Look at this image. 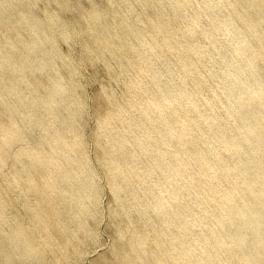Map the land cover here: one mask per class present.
<instances>
[{"label":"bare ground","instance_id":"1","mask_svg":"<svg viewBox=\"0 0 264 264\" xmlns=\"http://www.w3.org/2000/svg\"><path fill=\"white\" fill-rule=\"evenodd\" d=\"M0 264H264V0H0Z\"/></svg>","mask_w":264,"mask_h":264},{"label":"rangeland","instance_id":"2","mask_svg":"<svg viewBox=\"0 0 264 264\" xmlns=\"http://www.w3.org/2000/svg\"><path fill=\"white\" fill-rule=\"evenodd\" d=\"M98 79H102V80L105 79V76H104V74H103L102 72L98 74ZM96 85H97V81H96V80H93L92 82L89 83V87H88V92H89V94L93 91V89L96 87ZM92 122H93V118H92V117H88V118H87V121H86V123L88 124V127L91 126ZM102 197L104 198V194H103ZM101 221L103 222V220H101ZM102 222H100V226H101ZM101 231H102V237H103V241H102V243H100V244H96L95 246H93V247H92V248L86 253L85 257H89V256L93 255L94 253H96L97 251H99L100 248H102V247L104 246V244H106V243L108 242V235H107V233H106L104 230H102V229H101ZM103 233H104V234H103ZM100 245H101V246H100ZM98 247H99V248H98ZM97 248H98V249H97Z\"/></svg>","mask_w":264,"mask_h":264}]
</instances>
